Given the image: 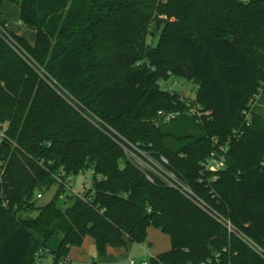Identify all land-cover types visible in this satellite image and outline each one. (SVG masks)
I'll use <instances>...</instances> for the list:
<instances>
[{"label":"trees","instance_id":"1","mask_svg":"<svg viewBox=\"0 0 264 264\" xmlns=\"http://www.w3.org/2000/svg\"><path fill=\"white\" fill-rule=\"evenodd\" d=\"M5 3L17 6L35 38L30 45L10 31L28 63L0 36V128L8 137L0 146V264H35L45 250L59 264L88 236L103 257L107 248L145 242L150 226L171 248L149 264H264L197 204L148 181L118 137L165 157L264 251V117L253 114L245 127L241 116L255 91L264 102V0H0V8ZM172 77L195 85L194 103L209 116L190 114L178 92L159 87ZM162 110L178 116L157 125ZM228 139L224 169H202L213 143ZM88 169L85 200L61 202L56 187L36 205L55 187L51 173ZM32 210L35 218L22 216Z\"/></svg>","mask_w":264,"mask_h":264},{"label":"built area","instance_id":"2","mask_svg":"<svg viewBox=\"0 0 264 264\" xmlns=\"http://www.w3.org/2000/svg\"><path fill=\"white\" fill-rule=\"evenodd\" d=\"M0 36L3 41L20 56V58L28 62V55L26 54L25 50H23V48L17 43L14 36L10 33L8 23L4 24V26L0 24ZM168 82L169 81L161 80L158 82V85L161 89L163 88L172 92L168 87ZM258 98L259 94H255V96L247 104L246 108L241 111V116L243 119L242 121L245 127H249L251 125L252 112L255 106L254 104L258 100ZM181 100L187 101V106L191 107L190 114H194L197 118H201L202 116H209V112H203L201 107H199L198 104L194 103V96L190 99L181 96ZM65 101L70 103L71 105L76 104L74 98L65 99ZM80 109L84 110L81 106ZM177 116L178 113L176 112H168L162 110L157 113V117L154 121L155 124L159 125L160 123H167L175 119ZM95 120L98 121L97 118H95ZM233 136H238L237 131L233 132ZM118 137L123 142L120 145L125 155L128 156L132 163H134L138 168H140L146 173V179L148 181L153 182L154 179H156L160 181L163 185L177 190L184 197L197 204L207 215H209L211 218L213 217L229 233L237 234L244 243L249 245L259 256L264 258L263 249L252 243V241H250L245 235L243 236L242 234L237 233V230L229 219L224 218L223 216L216 213L215 210L210 209L203 200H201L197 195H195L191 187L185 181H183L182 178L179 177L173 170L168 168V160L165 157H160V159L157 161L151 155L142 152L134 145H131L126 140L122 139L120 136ZM6 141H8L6 132L2 128H0V146L3 142ZM229 143V139L223 143H213L209 157L201 163L202 169L209 173H216L223 170L225 166L226 155L228 153L227 151L229 148ZM1 165L2 164L0 162V167ZM51 165V162H49L47 166H45V169L49 171V167ZM261 166L264 167V161L261 162ZM51 175L55 182V188L61 187L63 189V192L59 195V200L61 202H65L67 198L85 200V195L82 194L87 188H90L91 184H86L85 181H82L77 187L79 189H77L73 187L75 178L74 176H66L65 173H63L61 170H56L55 172L51 173ZM0 196H2V193H0ZM36 197L37 200L41 199L42 194L40 193ZM6 205L7 201H3L2 206L6 207ZM46 251L47 250L41 251L38 254L35 264H53L52 256L47 254ZM144 255H149L146 249L144 250ZM63 262H67V259L63 261L61 260L58 263L62 264ZM88 264L93 263L89 262ZM129 264H137V262H135L134 260H130ZM138 264H146V261H139Z\"/></svg>","mask_w":264,"mask_h":264},{"label":"rangeland","instance_id":"3","mask_svg":"<svg viewBox=\"0 0 264 264\" xmlns=\"http://www.w3.org/2000/svg\"><path fill=\"white\" fill-rule=\"evenodd\" d=\"M6 4V8H0V11L2 13L6 12L9 19H11L13 25L17 24V17H18V8L16 5L13 4ZM27 31H31L29 27L23 25ZM30 34H26V41L27 39L31 40ZM153 45L156 43V39H153ZM31 42V41H30ZM29 43V42H28ZM168 87L173 92H178L182 97H185L187 99L193 98L195 95V85L193 83L188 82L187 80H184L179 77H172L169 80ZM257 93V91H255ZM254 93V94H255ZM251 95V98L247 101L246 105L249 103V101L255 96ZM252 115H259L261 117H264V102L256 101L254 104ZM85 181L86 184H91L92 181V172L90 169L86 170L85 173L80 174V176H76L74 178V188H77L78 185H80V182ZM79 189V188H77ZM88 189V188H87ZM85 190L82 195H86L88 190ZM90 189V188H89ZM56 191L55 187L50 188L49 191H46L43 193L41 199H38L36 201V205L38 207L43 206L44 204L48 203L54 193ZM24 218H35L37 216V211H27L22 215ZM146 240L143 243H135L131 244L128 248V253L125 255H122V258L119 262H114L113 259L104 260L102 256L98 254V251L95 249L94 241L93 239L88 236L85 238L83 243L80 246L73 247L70 249V253L68 255L69 260H71V264H88L89 262H92L93 264H129L130 259H135V262H139V260L143 257V248L142 246H145L148 249L149 256H146V264L150 263L151 257L155 256V254H160L162 252H165L167 249H170V241L167 236L162 235L160 232H158L156 229L150 226V228L146 231ZM241 240V239H240ZM242 241V240H241ZM243 242V241H242ZM241 243V242H240ZM244 243V242H243ZM150 244V245H149ZM247 245V244H246ZM249 248H251L248 245ZM252 249V248H251ZM114 250V249H111ZM240 252V251H239ZM144 259V258H143Z\"/></svg>","mask_w":264,"mask_h":264},{"label":"crops","instance_id":"4","mask_svg":"<svg viewBox=\"0 0 264 264\" xmlns=\"http://www.w3.org/2000/svg\"><path fill=\"white\" fill-rule=\"evenodd\" d=\"M3 9L4 8H6V4H4V6L2 7ZM7 9V8H6ZM4 20H7V23L9 24V29H10V31L11 32H13L15 35H17V36H22V37H24V38H27L26 37V34H30L29 36H31L30 38H31V40H29V39H27L28 40V42H29V44L30 45H33L34 44V38H35V34H34V31L33 30H31V31H27V29H25L24 27H23V25L22 24H20L19 22H18V20H17V24L15 23L14 25H13V23H12V21H11V19H9V17L7 16V14H6V12H4V13H2L1 11H0V21H4ZM31 41V42H30ZM158 231V230H157ZM159 232V231H158ZM161 233V232H160ZM162 234V233H161ZM162 235H164V234H162ZM164 236H167V235H164ZM168 237V236H167ZM169 238V237H168ZM169 241H170V239H169ZM130 245H131V243H128V244H126L125 246H122V247H120V248H107L108 250H107V252H106V254H105V256H103L102 258H104V260H108V259H113L114 260V262H119L121 259L120 258H122V255H125V254H127L128 253V248L130 247ZM150 245V244H149ZM142 248H143V257L139 260V261H146L145 259V255H144V250L146 249L147 250V252H148V249L145 247V246H142ZM171 248V247H170ZM111 249H114V250H111ZM167 250H169V249H167ZM167 250L165 251V252H167ZM162 253H164V252H162ZM148 254H149V252H148ZM161 254V253H160ZM150 255V254H149ZM148 255V256H149ZM156 255H158V254H155V256ZM152 257H154V256H152ZM144 258V259H143ZM130 260H134L135 261V259H130ZM129 260V261H130ZM67 261L71 264V260H69V258H67Z\"/></svg>","mask_w":264,"mask_h":264}]
</instances>
